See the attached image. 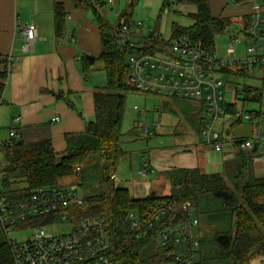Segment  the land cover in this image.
<instances>
[{
    "label": "trees",
    "instance_id": "16d2710c",
    "mask_svg": "<svg viewBox=\"0 0 264 264\" xmlns=\"http://www.w3.org/2000/svg\"><path fill=\"white\" fill-rule=\"evenodd\" d=\"M138 2L126 0L117 26L121 22L129 26L134 24L132 14ZM174 2L196 6V12L189 14L193 24H173L169 39L159 34L161 39L157 41L153 34L143 40L142 46H131L130 37L122 44L116 37V27L100 11L99 1L91 3L102 41L99 59L104 64L107 78L106 85L94 92L96 118L88 123L84 133L68 136L67 150L62 155L54 151L50 141L25 143L16 139L5 142L2 152L8 164L3 170L2 184L13 196L22 198L40 186H56L61 178L82 173L85 165L92 169L100 167L102 192L87 196L85 205L75 212L79 217L94 215L106 218L110 252L116 260L126 264L165 263L164 252L149 253L151 245L148 241L134 238L126 215L133 209L150 206L154 200L170 199L190 205L200 225L213 228L210 239L205 236L200 239L196 264H251L254 259L264 257V177H256L250 151L240 149L235 158L225 161L223 173L207 174L199 168L167 172L173 188L170 195L163 197L154 193L145 198H135L128 188L117 186L111 178L126 153L122 132L126 97L130 92L139 91L130 83L128 57L154 53L182 36L213 51L215 38L225 33L231 23L228 17L212 14V0H164L162 10ZM55 12L59 32L65 15L62 3L56 4ZM157 30L158 26L154 32ZM6 68L7 57L0 54V105L6 86ZM247 99L258 102L262 95L259 93ZM243 140L239 138V144ZM77 167H81L79 173ZM20 182H25L26 186L12 187ZM0 264H13L6 242L0 243Z\"/></svg>",
    "mask_w": 264,
    "mask_h": 264
},
{
    "label": "built area",
    "instance_id": "2783aa9c",
    "mask_svg": "<svg viewBox=\"0 0 264 264\" xmlns=\"http://www.w3.org/2000/svg\"><path fill=\"white\" fill-rule=\"evenodd\" d=\"M235 2V0H232ZM243 2H236L242 4ZM251 12L237 32L230 33L225 56L209 50L186 36L175 38L169 45L154 53L131 54L128 57L130 83L139 91L162 95L168 99H184L203 112L201 133L205 143L216 152L241 147L252 151L256 144L264 145V101L254 112L237 109L235 104L223 107L225 83L223 75L246 73L251 67H264V10L258 0H250ZM120 16V12L117 13ZM142 22L132 26L121 22L116 25L118 40L125 44L130 37L131 46H142L146 37L139 29ZM25 52H33L38 39V28L33 22L23 28ZM149 36L160 41L154 28ZM137 38L134 40L133 38ZM242 47V49H241ZM11 58H7V72ZM259 94L253 88L237 90L240 100L251 101ZM262 95V94H261ZM233 107V109H230ZM135 109H138L135 106ZM224 116L235 122L255 121L257 131L253 137L228 140L225 130L217 133V123ZM16 122L19 121L17 118ZM54 121H59L55 118ZM145 132L151 135L149 127ZM11 140L20 134L9 130ZM77 173L81 167H77ZM152 171L144 164L140 175ZM116 179V173L111 176ZM87 196L76 189L40 186L22 198H16L2 184L0 177V223L6 235L13 264H126L115 259L110 252V233L105 217L85 215L79 217L76 209L85 205ZM134 238L157 244V251L166 254L164 264H196L201 236L197 232L200 220L188 204L170 199L154 200L150 206L133 209L126 215ZM29 231L24 239L11 238L9 233Z\"/></svg>",
    "mask_w": 264,
    "mask_h": 264
},
{
    "label": "crops",
    "instance_id": "0c3cea01",
    "mask_svg": "<svg viewBox=\"0 0 264 264\" xmlns=\"http://www.w3.org/2000/svg\"><path fill=\"white\" fill-rule=\"evenodd\" d=\"M59 2L64 6L65 15L58 32L55 9ZM93 2L0 0V54L11 58L0 105V151L2 145L11 140L9 130L14 128L20 134L19 140L25 143L50 141L54 151L62 155L67 150L68 136L84 133L88 123L95 120L94 92L105 85L91 74L102 52ZM260 4L264 10V0ZM251 5L230 9L227 15L220 16L230 18L232 24L233 19L244 23ZM100 11L104 14L101 6ZM240 15L243 18L238 19ZM30 22L37 25L39 37L34 51L25 52L23 28ZM88 56H93L94 61ZM55 118L59 121H54ZM239 138L243 137L229 140ZM176 144L152 148L151 159L140 164L139 172L147 164L152 170L148 175L156 176L179 168H199L207 174L223 173L224 162L235 158L242 149L230 146L216 152L206 143L199 144L192 139ZM250 152L256 177H264V145L255 153ZM146 188L143 198L152 190L150 185ZM135 192L142 193L138 183H135ZM134 197L140 198L139 195Z\"/></svg>",
    "mask_w": 264,
    "mask_h": 264
},
{
    "label": "rangeland",
    "instance_id": "374dc122",
    "mask_svg": "<svg viewBox=\"0 0 264 264\" xmlns=\"http://www.w3.org/2000/svg\"><path fill=\"white\" fill-rule=\"evenodd\" d=\"M99 1V0H98ZM104 1V2H103ZM244 2L237 4L232 0H212V14L214 16L227 15L230 9L236 7L249 6L252 3ZM259 3L262 0H258ZM100 6L107 20L115 26L117 24V12L125 8L126 0H116L110 2L108 0H100ZM164 0H139L132 14L134 22H142L143 26L139 29L142 37L149 36L151 28L159 27L157 33L165 39H169L172 34L173 24L181 26H190L193 19L190 13L196 12L194 4H177L172 3L169 8L163 9ZM102 3H104L102 5ZM243 16H238V19ZM234 24H230L226 32L215 38V52L219 56H225L226 46L230 39V33L237 32L242 27L241 20L239 23L233 19ZM231 31V32H230ZM136 40L137 38H133ZM242 49V47H241ZM95 70L92 75L106 85L107 78L104 71V64L101 60H97L94 64ZM221 79L225 83L224 101L221 103L223 107L228 104H235L237 109L243 111L254 112L260 108L257 101L242 102L236 95L237 90L245 88H253L262 94L264 101V67H251L246 73H231V75H223ZM135 106L138 109H135ZM190 103L177 99H168L162 95L145 93L141 91L130 92L125 101V110L122 123L123 148L126 153L121 157L117 170L115 184L119 187L128 188L134 196L143 198L146 194L147 185H150L151 193H155L158 197L168 196L172 193V183L166 173L158 176L149 174L148 177H142L139 173V166L143 162H149L151 159L152 148L163 147L172 142L181 145L192 139L196 143L205 144V139L201 133L203 127V112ZM148 126L152 134L145 132V126ZM257 123L255 121H244L242 123L235 122L231 117L224 116L217 123V133L223 129L227 139L237 137H253L257 131ZM229 132V134H227ZM210 147V145H206ZM205 146V147H206ZM244 150V149H243ZM95 163V162H94ZM8 162L4 156V151H0V177L4 173V168ZM102 169L96 167L90 168V165L83 167L82 173L63 177L59 180V186L76 189L80 194L89 196L102 192ZM135 183L142 188L141 194H136ZM25 182L13 185V188H23ZM200 236L210 239L214 233L213 228L208 225L197 227ZM29 231L17 233L11 231V238L24 239L29 235ZM6 242V235L0 223V243ZM149 253L157 251V244L153 243L149 247ZM199 257H197V260ZM251 264H264V257L256 258Z\"/></svg>",
    "mask_w": 264,
    "mask_h": 264
},
{
    "label": "water",
    "instance_id": "95a60500",
    "mask_svg": "<svg viewBox=\"0 0 264 264\" xmlns=\"http://www.w3.org/2000/svg\"><path fill=\"white\" fill-rule=\"evenodd\" d=\"M243 1H246V0H235V2H243ZM89 59H91L92 61H94V57L93 56H88ZM262 144H256L254 149L252 150V153H255L261 146Z\"/></svg>",
    "mask_w": 264,
    "mask_h": 264
}]
</instances>
